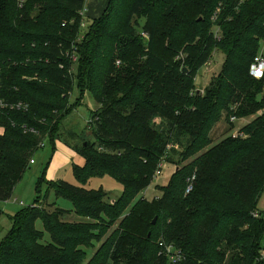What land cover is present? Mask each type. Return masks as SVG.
<instances>
[{
    "label": "trees",
    "instance_id": "16d2710c",
    "mask_svg": "<svg viewBox=\"0 0 264 264\" xmlns=\"http://www.w3.org/2000/svg\"><path fill=\"white\" fill-rule=\"evenodd\" d=\"M86 2L0 0L1 97L30 108L0 115V203L13 198L41 144L56 139L76 90L93 95L99 114L95 141L74 148L85 160L75 177L110 176L123 194L107 204L100 190L50 183L39 207L12 218L0 264H169L161 243L180 250L183 264H264V78L250 74L264 42V0H108L80 40ZM215 49L225 55L215 86L193 94ZM180 53L187 72L175 62ZM224 113L256 117L211 147ZM162 163L175 167L170 180L140 197ZM50 192L71 201L75 223L56 203L47 212Z\"/></svg>",
    "mask_w": 264,
    "mask_h": 264
},
{
    "label": "rangeland",
    "instance_id": "374dc122",
    "mask_svg": "<svg viewBox=\"0 0 264 264\" xmlns=\"http://www.w3.org/2000/svg\"><path fill=\"white\" fill-rule=\"evenodd\" d=\"M90 4L93 14L97 13L98 8L97 2L95 0H87L86 7H89ZM88 31L83 29V33ZM144 38V43L147 45V37ZM216 50V51H215ZM213 56L208 64L203 68L197 71L196 78L194 80V89L193 94L201 93L203 96H206V91L211 89L212 86H215L217 78L222 71V67L225 60V55L219 50L215 49ZM181 55L176 58L175 62L178 63L180 69H185L186 72L189 70L186 65V57ZM258 55L264 57V42H262L260 51ZM117 69L121 66L117 63ZM80 91L76 90L69 95L70 97V109L61 121L59 131L55 135V140L47 139L44 142L43 148L39 149L38 152L33 157V164H30L29 168L23 175L20 183L14 190L11 198L6 203H0V211L4 215L0 219V245L8 235L9 231L13 228L12 218L18 213L31 208L36 205V202L41 195L42 198H45L48 187L50 183H61L67 182L76 187H82L87 190L102 191L107 194L106 203L113 204L117 202L118 199L123 194V186L120 185L116 180L110 176L103 177H92L85 184H82L77 180L73 172L74 165L83 167L85 165V160L78 155L74 148L75 146H82L83 144L92 143L95 141L93 134L94 121L99 114V106L96 103L93 95L90 92H86L85 96L81 102V105L76 108L80 100ZM74 107V109H72ZM264 111L259 112L258 116H262ZM224 116L220 122L215 126L212 131L211 139L212 146H217L221 141L226 139L229 136H239L240 132L255 119L256 116L242 119L231 118L227 120V114L224 113ZM60 118H58L59 120ZM154 126L157 129H160L161 122L156 120ZM0 128V134L2 133ZM246 136V135H245ZM172 147V145L170 146ZM178 148V147H177ZM175 167L171 165L164 164V169L162 170V175L154 181L151 188L143 192L140 197H153L158 194L156 185L163 186L168 183ZM57 205L59 210L73 214L74 206L71 201L59 198L57 199L54 192H50L48 200L46 202L47 212H54L57 207H54L53 204ZM23 204V206L21 205ZM41 204V203H40ZM43 204V203H42ZM41 204V205H42ZM52 205V207H49ZM36 207H39L36 205ZM258 210L264 211V194L259 202ZM69 221V220H68ZM73 222L74 221H69ZM36 228L38 231H44V223L39 220L36 223ZM45 232V231H44ZM105 239H101L99 242L94 243V249L87 251L88 261L91 259L93 254L96 253L100 244ZM51 242L50 236L45 233L44 243Z\"/></svg>",
    "mask_w": 264,
    "mask_h": 264
},
{
    "label": "built area",
    "instance_id": "2783aa9c",
    "mask_svg": "<svg viewBox=\"0 0 264 264\" xmlns=\"http://www.w3.org/2000/svg\"><path fill=\"white\" fill-rule=\"evenodd\" d=\"M19 5H23L24 0H19ZM85 11V10H84ZM83 15V14H82ZM84 24L81 25V39L83 40V36L85 34L83 33ZM77 58L73 57V62L76 63ZM120 65V63H118ZM250 74L251 76L256 80H261L264 78V57L261 55H258V57L255 59L254 63L252 64L250 68ZM2 74L0 73V115H4L6 113L11 112H24L27 113L29 111V105L21 102V101H7L4 99V97H1V89H2ZM234 137H237L236 135ZM44 144H41V148H43ZM34 162L32 161L31 164ZM164 169V163H162L155 175V179L157 180L163 173L162 170ZM197 177L196 175H193L190 177L187 181V187H186V195H190L195 190V183H196ZM23 206V204H21ZM255 217H258V213L255 215ZM161 249V255L168 259L169 264H183L185 259L180 250L175 249L173 246L166 245L164 243L160 244ZM259 253V261L264 262V243L261 246Z\"/></svg>",
    "mask_w": 264,
    "mask_h": 264
},
{
    "label": "crops",
    "instance_id": "0c3cea01",
    "mask_svg": "<svg viewBox=\"0 0 264 264\" xmlns=\"http://www.w3.org/2000/svg\"><path fill=\"white\" fill-rule=\"evenodd\" d=\"M95 2H97V7L98 11L97 13L93 14L92 9H91V4L89 7L85 8V11L83 12V24H84V29L88 30V28L91 26L92 21H95L96 19H99L102 14L104 13L105 9L107 8L108 5V0H95ZM75 221L74 220V215L70 214L67 217V221Z\"/></svg>",
    "mask_w": 264,
    "mask_h": 264
},
{
    "label": "bare ground",
    "instance_id": "6f19581e",
    "mask_svg": "<svg viewBox=\"0 0 264 264\" xmlns=\"http://www.w3.org/2000/svg\"><path fill=\"white\" fill-rule=\"evenodd\" d=\"M28 131V130H27ZM32 131V130H31Z\"/></svg>",
    "mask_w": 264,
    "mask_h": 264
},
{
    "label": "water",
    "instance_id": "95a60500",
    "mask_svg": "<svg viewBox=\"0 0 264 264\" xmlns=\"http://www.w3.org/2000/svg\"><path fill=\"white\" fill-rule=\"evenodd\" d=\"M185 72H186V70H185Z\"/></svg>",
    "mask_w": 264,
    "mask_h": 264
}]
</instances>
